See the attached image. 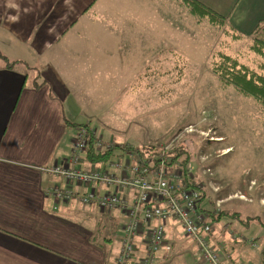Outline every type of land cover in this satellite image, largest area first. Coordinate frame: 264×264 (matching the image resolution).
<instances>
[{"label": "rangeland", "instance_id": "1", "mask_svg": "<svg viewBox=\"0 0 264 264\" xmlns=\"http://www.w3.org/2000/svg\"><path fill=\"white\" fill-rule=\"evenodd\" d=\"M183 21V31H105L95 22L91 31H79L80 36L68 31L50 53L66 51L67 60L74 61L88 57V67L98 75H81L79 65L82 84L72 93L81 95L82 118L92 117L105 140L138 152L139 147L166 146L167 158L177 148L188 151L193 182L204 184L203 206L225 214L211 221L227 264H264V106L226 85L215 71V64L228 55L263 73L264 58L252 48L259 45L252 33L241 36L225 22L214 25L192 14ZM7 44L0 48L5 50ZM84 45L89 50L80 53ZM29 55L24 53L25 59L34 62ZM116 155L112 161L120 159ZM185 157L174 165L167 159L169 170L183 176ZM88 162L85 158L81 166L99 167ZM106 165L100 166L108 169ZM178 235L172 251L153 264H204L196 245ZM149 236L147 227L140 230L131 264H140Z\"/></svg>", "mask_w": 264, "mask_h": 264}, {"label": "crops", "instance_id": "2", "mask_svg": "<svg viewBox=\"0 0 264 264\" xmlns=\"http://www.w3.org/2000/svg\"><path fill=\"white\" fill-rule=\"evenodd\" d=\"M196 1L243 35L264 19V0ZM189 14L194 15L184 0H0V43H9L0 53L15 62L8 66L0 57V264L116 263L124 213L58 202L48 194L49 188L65 184L47 169L71 164L77 125L99 129L92 117L83 120L81 95L72 93L82 84L79 65L81 75H98L88 67V57L67 60L66 51H50L68 31L80 36L95 22L105 31H183ZM16 41L20 45L14 46ZM79 48L80 53L89 50ZM27 52L34 62L25 59ZM122 193L128 199L135 194ZM180 232L177 222L168 225L171 243Z\"/></svg>", "mask_w": 264, "mask_h": 264}, {"label": "built area", "instance_id": "3", "mask_svg": "<svg viewBox=\"0 0 264 264\" xmlns=\"http://www.w3.org/2000/svg\"><path fill=\"white\" fill-rule=\"evenodd\" d=\"M91 139L96 152L115 149L114 152L120 153V159L108 162V169L99 164L95 170L84 169L81 164L85 161ZM74 140L71 164L47 169L65 181L64 186L59 184L49 188L48 194L58 202L76 201L124 213L127 222L116 264H131L135 260L137 239L145 227L150 236L140 264H153L158 257L169 254L172 251L168 239L171 222H177L184 236L196 245L204 264H227L223 247L216 243L213 222L200 207L204 184L198 181L189 184L186 180L187 176L192 179L190 164L183 176L178 175L169 170L168 158L164 154L168 147H161V151L153 156L140 154L129 145L105 140L90 124L78 127ZM180 168L184 171L183 165ZM206 170L210 172L211 169ZM80 186L86 190L79 191ZM98 186L104 191L101 192ZM124 190L134 192V197H125Z\"/></svg>", "mask_w": 264, "mask_h": 264}, {"label": "trees", "instance_id": "4", "mask_svg": "<svg viewBox=\"0 0 264 264\" xmlns=\"http://www.w3.org/2000/svg\"><path fill=\"white\" fill-rule=\"evenodd\" d=\"M184 2L187 4V6L191 9V12L198 16L199 18H208L209 21L214 25H220L224 24L225 20L223 17L219 16L217 13L212 11L211 9L205 7L204 5L200 4L196 0H184ZM243 36L242 34H240ZM239 35V36H240ZM255 41L258 42L259 45L253 46L252 48L256 53H258L261 57L264 58V19L261 21V23L257 26L255 31L252 32V34ZM0 57H2L8 66L13 65L14 63H11L7 60L5 56H3L0 53ZM223 61L215 64V71L220 75L223 82H225L226 85L232 84L236 89H238L239 92H241L244 95H250L255 97L258 101L262 103L264 106V72L258 73L253 70H251L249 67H247L244 64H241L238 59L233 58L228 55L222 56ZM261 67L264 70V64L261 65ZM89 124V123H87ZM84 124L77 125V128L82 126ZM92 126V125H91ZM94 127V126H93ZM94 140L91 139L90 145L87 151V154L85 155V158L89 160L88 163L93 164H99V165H106L108 162L114 160L116 157L113 154L114 150L111 151H105L98 153L94 150ZM139 150L140 154H149V155H155L158 154L162 148H137ZM186 157L183 160V167L184 172H187L186 167L191 164L192 159L188 156V151L177 148L175 152H172V155L170 158H168V164L174 165L177 160L182 155H185ZM187 174V173H186ZM186 180L189 184L193 182V180L187 176ZM205 201V193L202 191V198L200 201V207L201 210L207 213L209 218L213 221H218L221 219V217L225 214L219 213L214 214L211 210L207 211V209L203 206V202ZM255 219L257 217H254Z\"/></svg>", "mask_w": 264, "mask_h": 264}]
</instances>
